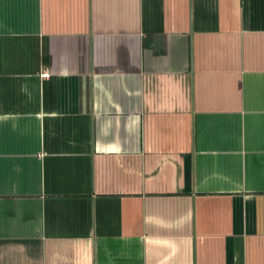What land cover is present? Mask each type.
Segmentation results:
<instances>
[{
  "label": "crops",
  "instance_id": "obj_1",
  "mask_svg": "<svg viewBox=\"0 0 264 264\" xmlns=\"http://www.w3.org/2000/svg\"><path fill=\"white\" fill-rule=\"evenodd\" d=\"M0 264H264V0H0Z\"/></svg>",
  "mask_w": 264,
  "mask_h": 264
},
{
  "label": "built area",
  "instance_id": "obj_2",
  "mask_svg": "<svg viewBox=\"0 0 264 264\" xmlns=\"http://www.w3.org/2000/svg\"><path fill=\"white\" fill-rule=\"evenodd\" d=\"M42 76H43V77H47V76H48V73H47V72H44V73L42 74Z\"/></svg>",
  "mask_w": 264,
  "mask_h": 264
}]
</instances>
